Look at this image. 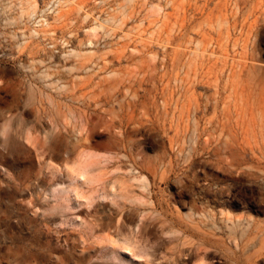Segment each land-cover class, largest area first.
Segmentation results:
<instances>
[{
    "label": "rangeland",
    "instance_id": "374dc122",
    "mask_svg": "<svg viewBox=\"0 0 264 264\" xmlns=\"http://www.w3.org/2000/svg\"><path fill=\"white\" fill-rule=\"evenodd\" d=\"M0 264H264V0H0Z\"/></svg>",
    "mask_w": 264,
    "mask_h": 264
}]
</instances>
